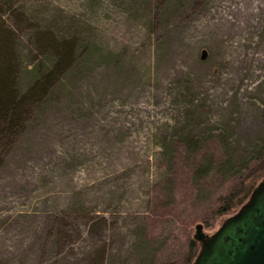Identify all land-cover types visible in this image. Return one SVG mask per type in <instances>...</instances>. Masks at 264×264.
Here are the masks:
<instances>
[{"label":"rangeland","instance_id":"1","mask_svg":"<svg viewBox=\"0 0 264 264\" xmlns=\"http://www.w3.org/2000/svg\"><path fill=\"white\" fill-rule=\"evenodd\" d=\"M4 9L21 89L50 57L42 31L80 34L70 68L0 140V264H184L186 232L228 217L211 204L251 178L264 144V0ZM189 140L203 141L194 156Z\"/></svg>","mask_w":264,"mask_h":264},{"label":"trees","instance_id":"2","mask_svg":"<svg viewBox=\"0 0 264 264\" xmlns=\"http://www.w3.org/2000/svg\"><path fill=\"white\" fill-rule=\"evenodd\" d=\"M6 0H0V140H11L16 133L22 129L24 115L29 114L34 104L40 103L61 75L67 71L75 60V52L79 32L71 27L52 28L53 31H42L38 36L41 48L49 51L45 63L39 64L35 70L32 82L21 89L17 86V65L13 60V30L3 17L6 9ZM11 6V5H9ZM203 141H186L183 148H192L191 145H201ZM181 145V144H180ZM256 159L252 162L254 166L251 178L242 183L238 190L228 189L224 194H219L215 206L211 204L210 213L213 219L223 215H231L245 203L256 184L264 179V144L259 148ZM198 149L194 146L192 156L196 155ZM214 201V203H215ZM156 204V202H155ZM157 205V204H156ZM228 215V216H229ZM194 219L190 220L193 222ZM192 224V223H191ZM209 227L208 224H205ZM187 233V253L183 258L184 264H192L199 244Z\"/></svg>","mask_w":264,"mask_h":264},{"label":"water","instance_id":"3","mask_svg":"<svg viewBox=\"0 0 264 264\" xmlns=\"http://www.w3.org/2000/svg\"><path fill=\"white\" fill-rule=\"evenodd\" d=\"M192 238L199 244L192 264H264V179L213 233L197 223Z\"/></svg>","mask_w":264,"mask_h":264}]
</instances>
